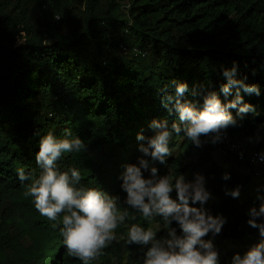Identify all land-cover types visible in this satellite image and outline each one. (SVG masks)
I'll return each instance as SVG.
<instances>
[{"label":"trees","instance_id":"trees-1","mask_svg":"<svg viewBox=\"0 0 264 264\" xmlns=\"http://www.w3.org/2000/svg\"><path fill=\"white\" fill-rule=\"evenodd\" d=\"M126 1H131L130 13L120 19L121 2ZM12 2L0 0V264H83L67 255L60 219L42 216L34 198L24 195L29 182L18 178L20 168L39 176L35 157L48 133L92 143L85 151L64 153L57 169H78L77 188H97L118 198L120 213L128 214L115 230L123 242L112 241L90 264H122V246L141 256L131 264H143L147 247L129 244L127 230L134 223L145 229L166 224L159 216L145 219L126 204L125 165H138L140 146H147V138L155 134L153 121L166 120L169 130L179 123L174 103L165 106V96H174L179 84L188 86L181 102L198 109L210 93L226 105L239 91L243 104L252 109L243 119V104L229 109L237 124L224 131L253 140L261 136L264 0H17L10 8ZM59 14L62 21L53 24L50 18ZM21 39L25 41L18 45ZM233 67L234 78L256 86L259 94L242 87L227 96L222 92L227 83L223 72ZM139 134L146 139L138 140ZM172 137L183 139L179 155L166 157V164L145 158L161 176L188 173V181L196 175L208 180L211 200L203 207L226 218L223 239L243 246L219 263L232 264L236 254L243 256L261 240L247 221L250 209L258 210L264 199L227 194L248 186L250 178L217 165L212 153L218 147L209 140L197 147L183 132ZM192 149L196 160L185 163ZM89 150L100 157L94 159ZM166 226L182 235L175 221ZM165 234L159 232L157 239Z\"/></svg>","mask_w":264,"mask_h":264},{"label":"clouds","instance_id":"clouds-1","mask_svg":"<svg viewBox=\"0 0 264 264\" xmlns=\"http://www.w3.org/2000/svg\"><path fill=\"white\" fill-rule=\"evenodd\" d=\"M20 43L24 42L20 40ZM235 74V67L223 72L227 83L222 85V92L226 96L231 94L234 87H242L248 93L259 94L256 86L235 79ZM187 88L186 84H179L174 96H165L166 107L174 103L179 114V123L173 124L172 130H169L166 120L153 121L150 127L155 134L147 138V146H140L143 157L138 159V165H125L122 174V188L127 193L126 204L130 208L137 210L145 219L159 216L166 225L175 221L182 230V235H177V230L171 228L168 232L169 238L157 239L152 227L145 229L139 224H132L127 231V242L147 247L143 264H219L220 254L213 241L204 238L210 232L213 235L220 234L227 221L222 215L209 214L203 207L211 198V193L205 187V177L196 175L193 181H186L183 175L176 178L171 174L161 176L158 168L145 158L150 157L153 163L158 161L166 164V157L172 155L169 141L173 132L176 135L183 132L199 147L201 136L209 137L214 134L211 142L216 144L223 139L225 131L222 130L237 124L229 109L243 104L239 91L235 100L226 105L216 93H210L204 98L202 109H198L190 103L181 102L180 98ZM251 109L252 106L248 104L239 107L241 119ZM137 139L143 141L146 138L139 134ZM82 150H86V145L80 138H57L48 133L40 139L39 152L35 157L41 169L39 176L26 175L24 168L18 169L17 173L22 184L29 182L24 195L34 198L38 212L50 221L60 219V234L67 255L78 258L83 264H90L116 239L115 230L128 214L120 213L118 198L110 197L97 188H77L76 185L81 181L78 169L72 168L64 172L57 169V161L64 153H78ZM259 158L264 162V153L259 154ZM149 170L150 178H145L144 172ZM228 178L227 175L224 177ZM173 191L176 192L177 199L172 198ZM227 194L239 198L240 187ZM195 204L201 207L192 206ZM249 216L247 223L251 228L258 229L261 240L243 256L236 254L232 264H264V222H258L264 218V204L258 210L252 207Z\"/></svg>","mask_w":264,"mask_h":264},{"label":"rangeland","instance_id":"rangeland-1","mask_svg":"<svg viewBox=\"0 0 264 264\" xmlns=\"http://www.w3.org/2000/svg\"><path fill=\"white\" fill-rule=\"evenodd\" d=\"M15 4H17V0H14V2L11 3L10 8L14 7ZM130 6H131V1L121 2V10H120V14H119L120 19L121 18L125 19V17L129 16ZM62 16L63 15L59 14V15H56L54 18L53 17L50 18V20L54 24L55 21H62ZM56 17H59V19H56ZM79 20L82 21V18L79 17L77 19V21H79ZM21 40L23 42L25 41V39H21ZM17 44L20 45L22 43H20V40H19L17 42ZM222 131H224V130H222ZM233 139L238 144L242 145L243 147H245L249 150H256V151H259L260 153H264V127L262 129L261 136L255 140H253L250 137H246L243 134L233 135ZM200 140H201V144H208L209 143L208 136H201ZM182 142H183L182 138L171 137V139L169 141V147H170V151L172 153L171 156L175 157V156L180 154L179 147H180ZM90 145H92V143L88 144L86 146V148H89ZM89 153L96 160L100 157V153L94 152L92 150H89ZM189 153H190V157H189V159L184 161L185 163L190 161V160L191 161L196 160V156H195L196 150L192 149ZM212 158H213L214 162L217 165H219L220 167H224L226 169L232 170L235 174H237L240 177H249L250 178V183L248 184V186L246 185V186L240 188V191H241L240 199L241 200H245L248 196H256L258 199H264V171L261 173V177H255L254 170L251 169L246 164V159L244 157H239V158H237L235 156L226 157V156L222 155V152L220 149H216L215 151H213ZM188 177H189V174L187 173L185 175L186 181H188ZM146 178H150V170L147 172ZM205 187L209 191V184H208V180L206 178H205ZM174 194H176L175 191H173L172 195H174ZM210 200H211V198L209 199V201ZM152 229L156 234H158L161 231H166L165 238H169L168 232L171 229H169V227H167L166 225L161 224V223H159V224L155 223L152 226ZM122 239L123 238L116 237V239L114 241L117 243L118 242L122 243L123 242ZM204 239L213 241L215 248L218 250V252L220 254L219 255V263L221 260H223L224 257H226V255L229 251L239 250V249L243 248V246L241 244L235 243L234 241H231V240L223 239L222 232L218 235H213L210 232ZM136 257H139V259L141 258V256H139L138 252L134 251V252L130 253L129 251L126 250L125 246H122L121 259H120V262L122 264H131L134 262ZM116 263L117 262H114L113 264H116ZM98 264H102V263L98 262Z\"/></svg>","mask_w":264,"mask_h":264},{"label":"built area","instance_id":"built-area-1","mask_svg":"<svg viewBox=\"0 0 264 264\" xmlns=\"http://www.w3.org/2000/svg\"><path fill=\"white\" fill-rule=\"evenodd\" d=\"M213 137L214 134L208 137L211 144H213L211 142ZM214 145L221 150L224 156L244 157L246 159V164L254 170L255 177H261V173L264 171V162L259 158V154H261L259 151L249 150L243 147L234 141L232 136L226 132H223V139Z\"/></svg>","mask_w":264,"mask_h":264}]
</instances>
